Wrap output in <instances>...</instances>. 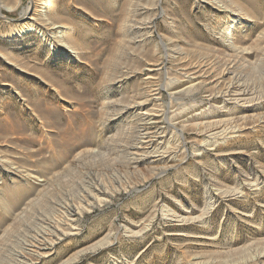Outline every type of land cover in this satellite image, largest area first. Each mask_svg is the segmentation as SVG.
Listing matches in <instances>:
<instances>
[{
    "label": "rangeland",
    "instance_id": "374dc122",
    "mask_svg": "<svg viewBox=\"0 0 264 264\" xmlns=\"http://www.w3.org/2000/svg\"><path fill=\"white\" fill-rule=\"evenodd\" d=\"M0 3V264L264 261V0ZM34 24L47 41L13 35ZM98 182L109 201L67 222ZM53 226L66 234L32 257Z\"/></svg>",
    "mask_w": 264,
    "mask_h": 264
},
{
    "label": "bare ground",
    "instance_id": "6f19581e",
    "mask_svg": "<svg viewBox=\"0 0 264 264\" xmlns=\"http://www.w3.org/2000/svg\"><path fill=\"white\" fill-rule=\"evenodd\" d=\"M225 5V4H224ZM1 8H3V6L1 5V3H0V9ZM7 8L8 9H12V7H8L7 6ZM14 8V7H13ZM42 13V12H41ZM50 15V14H49ZM48 15V16H49ZM29 16H30V11L29 10H26L24 13H23V15H22V19H21V21H23V22H26L28 19H29ZM33 16V15H32ZM37 17V16H36ZM30 19H33V18H30ZM51 19V18H50ZM52 25V24H51ZM51 25H49V26H51ZM54 25V24H53ZM34 32H36L40 37H43L46 41H47V38H46V35L44 34V33H41V30L34 24V25H30V26H27L26 28H24V29H22V30H20V31H16V32H14L13 33V35H19V34H21V33H34ZM69 47V46H68ZM70 48V47H69ZM71 50H69L71 53H76L75 52V50L73 49V48H70ZM235 49H236V47H235ZM243 51V50H242ZM240 52V51H239ZM245 52L246 51H244V54H245ZM243 53V52H242ZM123 54V53H122ZM199 64V63H198ZM201 67V66H200ZM227 67V66H226ZM199 68V67H198ZM184 69V68H183ZM111 72V71H110ZM188 73V72H187ZM190 73V72H189ZM185 74H186V72H185ZM184 74V75H185ZM191 74H193V73H191ZM240 74V73H239ZM186 76V75H185ZM149 77V76H148ZM195 77V76H194ZM150 78V77H149ZM153 78V77H152ZM189 78V77H188ZM205 78V77H204ZM183 79V78H182ZM239 79V78H238ZM232 81V80H231ZM235 81V80H234ZM236 82V81H235ZM180 83V82H179ZM236 84V83H235ZM231 86V85H230ZM238 87H239V85H237ZM243 86V85H242ZM241 86V87H242ZM229 87V86H228ZM232 87H233V85H232ZM225 88V87H224ZM245 88V87H244ZM228 90V89H227ZM221 91V90H220ZM237 91V90H236ZM227 92V91H226ZM235 93V92H234ZM233 93V94H234ZM237 94H236V100L237 101H239L240 100V98H242V96H241V94L240 93H238V92H236ZM243 93V92H242ZM253 93V92H252ZM227 94V93H226ZM246 94V93H245ZM249 95V94H248ZM247 95V96H248ZM232 99V98H231ZM244 99V98H243ZM246 99V98H245ZM142 102V101H141ZM144 102V101H143ZM245 103H246V101H244ZM138 103V102H137ZM147 103V102H146ZM136 104V103H135ZM137 105V104H136ZM143 105H145V103L143 104ZM143 105L142 104H138L137 105V108H139V109H142V107H143ZM133 106H135V105H133ZM132 107V106H131ZM133 108V107H132ZM147 113V112H146ZM148 113H149V111H148ZM154 113V112H153ZM153 113H151L150 112V114H152L153 115ZM151 115V116H152ZM157 115V114H156ZM150 116V117H151ZM159 117V116H158ZM155 118V117H154ZM153 118V119H154ZM143 119V118H142ZM244 119V118H243ZM245 120V119H244ZM241 121V120H240ZM148 122H149V120H148ZM147 122V123H148ZM157 122V121H156ZM212 122V121H211ZM221 122V121H220ZM236 122H239V121H236ZM248 122V121H247ZM261 122H263V121H261ZM144 123V122H143ZM155 123V122H154ZM213 123V122H212ZM224 123V122H223ZM241 123V122H240ZM152 124V123H151ZM206 125H204V126H207V123H205ZM208 124H211V123H209L208 122ZM221 124V123H220ZM226 124V123H225ZM225 124H223V125H225ZM232 124V123H231ZM237 124V123H236ZM243 124V123H242ZM245 124V123H244ZM222 125V124H221ZM209 126V125H208ZM207 126V127H208ZM219 126V125H218ZM238 126V125H237ZM242 126V125H241ZM213 127V126H212ZM222 128H223V126H222ZM232 128V127H231ZM202 129V128H201ZM207 129H209L207 132H208V134L209 133H211V136L212 137H214V140H217V139H223L224 141H226L228 138H230L231 136H233L234 134H236L237 132H239L240 131V127H235L234 126V128L232 129V130H230V128L229 129H226V130H222V131H217L218 129H220V127H218V128H216L215 130L214 129H212L211 128V130H210V127H208ZM207 129H205V130H207ZM245 129H246V127H245ZM158 130V129H157ZM156 130V131H157ZM221 130V129H220ZM230 130V131H229ZM143 131V130H142ZM153 131H155V130H153ZM160 131H162V130H160ZM151 132V131H150ZM163 132V131H162ZM205 132V131H204ZM156 133V132H155ZM206 133V132H205ZM141 134V133H140ZM164 134V133H163ZM203 134V133H202ZM145 135H146V133H145ZM144 135V136H145ZM159 135V134H158ZM142 136V135H141ZM161 136V135H160ZM160 136H158V137H160ZM210 137V136H209ZM149 138V137H148ZM152 138V137H151ZM155 138H157L156 136H155ZM87 140V139H86ZM141 140V139H140ZM139 139H138V141H140ZM159 141V140H158ZM218 141V140H217ZM143 142H145V141H143ZM142 142V143H143ZM154 143V142H153ZM157 143V142H156ZM161 143H163V142H161ZM137 144V143H136ZM138 144H139V142H138ZM146 144V143H145ZM148 144V143H147ZM159 144V143H158ZM213 142H212V146H213ZM210 145V144H209ZM133 146V145H132ZM140 146H141V144H140ZM139 146V147H140ZM148 146V145H147ZM160 146V145H159ZM134 147H137V146H134ZM131 148V147H130ZM133 148V147H132ZM143 149H146L147 147H145L144 148V146L142 147ZM141 148V149H142ZM154 148V147H153ZM133 149H135V148H133ZM151 149V148H150ZM155 149V148H154ZM156 149H157V147H156ZM149 150V149H148ZM158 150H160V149H158ZM163 150V149H162ZM169 150V149H168ZM151 151V150H150ZM133 152V151H132ZM169 152H171V150L169 151ZM128 153V152H127ZM131 153V152H130ZM128 155V154H127ZM131 155V154H130ZM133 155L135 156V161H136V163L137 162H140V161H142V160H147V158L149 159V157H157V156H160V155H163V158L164 159H166V157L168 158V155L166 154L165 155V153H163V154H160V152H157V151H151V152H146V151H140V150H138V151H136V152H134L133 153ZM170 157V156H169ZM159 158V157H158ZM133 159H134V157H133ZM161 159V158H160ZM171 159V158H170ZM169 160V159H168ZM130 162H131V160H129ZM134 161V160H133ZM153 161V160H152ZM163 161V160H162ZM154 162V161H153ZM152 162V163H153ZM151 163V162H150ZM56 164V163H55ZM154 164V163H153ZM135 165V164H134ZM159 168V167H158ZM157 168V169H158ZM160 169V168H159ZM165 169V168H164ZM154 171H155V169H154ZM153 173H155V172H153ZM156 174V173H155ZM256 183V182H255ZM259 183V182H258ZM251 184V183H250ZM249 184V185H250ZM254 184V183H253ZM90 187V186H89ZM238 188V187H237ZM237 188L235 189V188H226V189H224V190H222V189H218L217 191L218 192H222V193H227V192H230V194L232 193V195L233 194H237V193H239V190H241V189H239V190H237ZM123 190V188H117V191H120V190ZM259 189V188H258ZM256 191V190H255ZM259 191V190H258ZM13 193H12V195H13V200H11L12 201V203H8V200L5 202V204H3V205H5L6 207H7V209L9 210L10 209V206H15V205H18V204H20V202L27 196V195H29V193L31 192V188L30 187H25V188H23V187H20V188H17V189H15V190H13L12 191ZM11 193V192H10ZM113 193L109 190V189H107L105 186H104V184L103 183H94V184H92V186H91V188H87L86 190H84L83 191V196H82V199L80 200V202L79 203H76V204H72V205H69L68 207H67V213H66V218H67V222H71V221H73L74 220V217H75V215L76 214H80V215H82V214H84L85 212H88V211H90L94 206H96V205H102L103 203H105V202H107V201H109V198L107 197V195H112ZM4 195H5V193H4ZM238 195V194H237ZM10 197H11V194H10ZM4 198V197H3ZM12 198V197H11ZM25 201V200H24ZM213 206H214V199H213V197H210L209 199H208V201H207V203H206V205H205V208L203 209V212H207V213H209L208 211H210V210H212V208H213ZM25 207V206H24ZM27 207V206H26ZM12 208V207H11ZM12 209H14V208H12ZM12 209H10V210H12ZM26 209V208H25ZM7 211V210H6ZM7 212H9V211H7ZM207 213H205V214H207ZM171 215V214H170ZM174 215V214H173ZM178 218L179 219H182V220H184L185 221V219L186 218H183V217H181V216H178ZM179 221V220H178ZM66 222V223H67ZM72 224V223H71ZM48 225V224H47ZM61 225V224H60ZM70 225V224H69ZM58 226V225H57ZM60 227V226H59ZM70 227V226H69ZM52 228V227H51ZM53 228L54 229H52V230H49V232H47V234L45 233V234H42V235H40L39 236V238L37 239V240H35L34 239V242L33 243H31L30 245H28V248H27V251H30L31 253V255H32V257L33 256H37L38 254H42V253H46V252H48L49 250H51L53 247H54V245H55V243L57 242V239L59 240L61 237H62V235H65L66 234V232L65 231H63L61 228L59 229L58 227H54L53 226ZM49 229V228H48ZM77 229V228H76ZM46 232V231H45ZM133 234H137V232H132ZM111 233L110 234H108V236H106L103 240H100L99 242H97L95 245H93L92 247H90L88 250H92V249H96V248H98V247H100V246H103V245H105V243L107 242H109V240H110V238H111ZM44 251V252H43ZM25 252V251H24ZM85 252V250L84 251H81V252H79V253H77L75 256H73L72 258H70V259H68V260H66V261H63L61 264H70V263H72L73 261H75V260H77L78 259V257L81 255V254H83ZM264 252V251H263ZM260 253V252H259ZM25 254H27V253H25ZM25 254H23V252H20V254L18 255V258H17V261H19L17 264H31L30 262H29V258L25 255ZM29 254V253H28ZM258 255V254H257ZM257 257V256H256ZM260 257V256H259ZM255 258V257H254ZM260 258H264V255H262ZM254 260V259H253ZM32 261V260H31ZM257 260H255L254 262H256ZM252 262V261H251ZM259 262V264H264V261L263 260H261L260 259V261H258ZM196 264V263H195ZM253 264V263H252Z\"/></svg>",
    "mask_w": 264,
    "mask_h": 264
}]
</instances>
